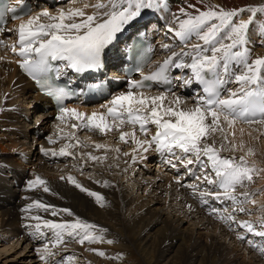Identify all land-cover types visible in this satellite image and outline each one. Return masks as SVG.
<instances>
[{"label": "bare ground", "instance_id": "6f19581e", "mask_svg": "<svg viewBox=\"0 0 264 264\" xmlns=\"http://www.w3.org/2000/svg\"><path fill=\"white\" fill-rule=\"evenodd\" d=\"M67 1L59 0V4H54V8L52 6L46 9L56 14L61 8L65 10L82 8L84 4L98 2L85 0L82 5L76 1L71 2L70 6H65ZM168 3V9L142 12L144 16L154 11L155 15L158 14V17H162L166 22L158 35L153 34L154 32L151 34L154 38L158 37L156 42L159 46L156 45L155 48V59L161 60V63L172 51H190L192 45L197 43L204 46L203 41L195 36L185 44L174 33L168 32L170 25L175 26L173 14H179L181 7L195 14V9L203 11L206 5L219 6L225 10L264 6V0H204L203 3L198 0H168ZM189 4L195 5V8H189ZM43 8L34 9L32 14ZM56 8L57 11H52ZM94 11L95 9L91 7L85 9L86 14H92ZM250 15L249 12L241 13L239 19L248 20ZM20 23L21 20L11 27L4 28L5 31L0 37L3 41V44H0V239L3 238L0 240V260L4 254L9 255L10 251L18 249L20 252L16 261L13 258L12 261L6 258V261L3 263L0 261V264H45V261L40 259L37 249L43 248L44 243L48 241L29 234L34 229L25 225L36 223L27 219L29 215L69 222L79 217L97 225L98 229L106 230L102 233L104 238L102 242L86 241L80 244L79 238L65 236V243L52 249L55 255L47 264H64L66 260L70 262L69 258H73V255L60 259L66 252H74V256L83 257L84 264H264V252L260 250L264 247V238L248 232L240 224L241 221H248L256 231H264V227H261L264 221L259 223L256 218L252 220L249 217L251 202H248L250 199L254 200L255 203L251 204L261 205L262 210L261 208L258 210L264 213V188L259 187L264 183V170L262 173L261 171L253 173L252 182L246 181L244 187L236 188L235 195L238 200L243 201L242 204L237 205L223 196L220 200L214 199L212 195L202 197L201 192L213 193L223 190L208 185L202 179L196 180L179 161L167 153L156 151L155 145L147 152L143 149L134 152L137 146L131 136L126 137L127 143L119 139L121 132L133 131L131 125L124 124L119 130L114 128L102 134L98 130L73 129L71 125L79 123L75 120H68L65 123L57 120L59 112L46 98L36 94L33 85L19 72L17 63L22 58L13 53L10 46L17 41L16 29ZM262 23L264 13H257L253 25L249 27L252 59L264 57V43H261L264 36L257 31V25ZM137 25L136 21L130 27ZM164 44L170 45V49H164L162 47ZM184 59L191 62L190 57ZM117 65L113 63L106 73L113 78H123V74L117 72ZM180 75L187 78L191 76V72L188 69L183 71L170 69V76L177 78ZM235 84L230 83L229 86L226 84L224 87L235 90L239 87ZM127 90L128 82L115 89L112 96L102 104L76 105L69 108H76L86 114L105 112L106 108L102 105L107 106L114 96ZM144 91L148 96L163 92L147 89ZM174 92L185 99L187 107H191L194 103L193 98L202 94V86L193 81L189 86L177 87ZM171 98L169 96V99ZM147 127L149 131L145 136L136 126V139H150L155 135V125L149 124ZM228 132H234V137L229 135V140L237 145V150L223 151L220 155L235 157L237 160L244 156L249 167L257 168L260 165V168L264 169V124L249 125L237 122ZM69 134L74 136L70 138ZM49 135L55 143H49L47 137ZM213 138L219 147L221 133L217 132L210 137L209 143ZM77 140L80 142L79 145ZM96 144L107 147L97 149ZM38 145L56 152H59L61 147L69 145L66 150L73 155L46 156L40 149L35 150ZM249 149L252 150V155L248 154ZM89 153L92 156L106 158L92 160L88 156ZM176 155H181L179 149L176 150ZM170 158L176 163V168L167 163ZM203 159L207 163V158ZM188 167L194 168L197 176L202 177L203 171L211 173L210 167L203 171L194 165ZM211 175L215 179V174ZM36 176L45 180L51 191H43L42 186L29 190L26 182L35 179ZM68 176L74 177L89 191L100 194L103 197V206L88 192L81 191L69 183ZM193 184L198 187L194 189L188 186ZM245 192L249 194L247 197L242 195ZM257 192L261 194H258V197ZM34 200L61 209H71L74 216L61 214L54 217L50 212L35 208L31 213L22 211ZM239 207H243L245 211H237ZM213 209L217 212H213ZM221 214L231 215L234 219H221ZM232 226L234 228H231ZM96 234L101 233L97 231ZM48 236L51 237L52 233L48 232ZM238 236H244L245 239L241 240ZM108 240L113 243H107ZM249 240L253 243L250 244ZM92 249L103 251L106 255L102 257Z\"/></svg>", "mask_w": 264, "mask_h": 264}, {"label": "snow or ice", "instance_id": "6c2138e0", "mask_svg": "<svg viewBox=\"0 0 264 264\" xmlns=\"http://www.w3.org/2000/svg\"><path fill=\"white\" fill-rule=\"evenodd\" d=\"M198 2L203 3L204 0ZM17 4L20 5L19 9L8 3H0V22H3L8 13L12 14V19L21 20L16 29L17 41L10 47L13 53L22 58L19 61L20 67L34 79L40 72L47 73L54 70L60 73L61 68L53 69L52 61H66V67L76 72L99 69L102 67L101 56L104 50L116 42L119 35L142 16L144 10L169 7L168 0H106V2L98 0L95 4H84L82 8L67 10L61 8L56 14L48 9L32 14L30 5L24 3V0H17ZM89 7L95 9L92 14L85 12ZM188 7L195 8V5L189 4ZM18 12L27 15L28 19L23 20ZM244 12L251 13L248 20L239 19ZM257 13H264V6L225 10L219 6L206 5L203 11L195 9V14L181 7L179 14H173L175 26L170 25L168 32L174 33L185 44L195 36L203 41L204 46L197 43L192 45L190 51H172L171 55L157 66L156 71L149 75L141 73L140 80H129L126 92L114 96L107 106L102 105L106 108L105 112L86 114L76 108L64 106V98L71 93L64 88H52L47 84V80L38 79L37 82L41 83L47 95L55 97L60 102L57 120L62 123L75 120L79 123H73L71 125L73 129L98 130L102 134L114 128L119 130L120 126L129 124L133 131L121 132L119 139L127 143L126 137L131 136L137 146L134 152L139 149L147 152L155 145L156 151L167 153L179 161L187 169L188 174L195 176L196 180L202 179L208 185L223 190L213 193L201 192L202 197L212 195L214 199L220 200L223 196L239 205L243 201L237 199L236 188L244 187L246 181L252 182L253 173L257 169L254 166L249 167L244 156H240L237 160L235 157H223L220 153L237 150V145L229 140V135L234 137V132H228L237 122L249 125L264 124V57L251 58L252 50L249 47L251 41L248 37L249 27L253 25ZM4 31L5 29L0 26V33ZM257 31L264 36V23L257 25ZM0 44H3L2 40ZM162 47L170 49L168 44ZM184 57H190L191 62H187ZM172 68L181 71L188 69L191 72V76L187 78L183 75L176 78L182 82V87L191 85L193 81L203 86L202 94L193 98L194 103L191 107H187L185 99L173 91L174 85L170 79ZM148 82H166L168 87L155 96H148L144 91L152 86ZM230 83H236L239 87L235 90L224 87ZM169 96L172 98L169 99ZM149 124L155 125V135L150 139H136V126L139 132L146 136ZM217 132L222 136L219 147L214 138L209 143V138ZM69 136L72 138L74 134ZM48 140L49 143H55L52 137H48ZM79 143L77 140V145ZM68 147L69 145L61 147L59 152L41 147L40 151L46 156H72L73 153L66 150ZM95 147L100 149L107 146L96 144ZM177 149L180 150L181 155H176ZM248 154H253L251 149ZM88 156L92 160L106 158L92 156L91 153ZM205 157L207 163L203 159ZM172 158L168 159L167 163L176 168L177 165ZM189 165H194L202 171L210 167L215 179L208 171H203L202 177L197 176L194 168H189ZM67 180L81 191L95 197L97 203L103 206V197L100 194L84 188L72 176H68ZM26 184L29 190L42 186L43 191H51L47 182L40 176L28 180ZM188 186L194 189L198 187L195 184ZM242 195L247 197L249 194L245 192ZM250 202L255 203L254 200ZM33 208L50 212L54 217L61 214L74 216L71 209L57 208L40 200H34L22 211L31 213ZM236 210L245 211L243 207ZM213 212L217 210L213 209ZM220 218L234 219L231 215L223 214ZM27 219L36 222L25 225L34 229L29 234L48 241L44 243L43 248L37 249L40 259L45 261V264L55 255L52 249L65 243V236L79 238L80 244L86 241L95 243L103 241L102 233L106 231L79 217L71 222L44 219L39 215H29ZM240 224L248 232L264 238V231H256L252 223L241 221ZM261 227H264V224ZM97 231L101 234H96ZM48 232L52 233L51 237L48 236ZM238 238L245 239L244 236ZM248 242L253 243L250 240ZM107 243L111 244L113 241L108 240ZM260 250L264 252V247ZM92 251H97L102 257L106 255L103 251L96 249Z\"/></svg>", "mask_w": 264, "mask_h": 264}, {"label": "rangeland", "instance_id": "374dc122", "mask_svg": "<svg viewBox=\"0 0 264 264\" xmlns=\"http://www.w3.org/2000/svg\"><path fill=\"white\" fill-rule=\"evenodd\" d=\"M76 1H79L82 5L84 4V1L85 0H72V1H70V2H68V3H66L65 4V6H70L69 4H71V2L73 3H76ZM83 1V2H82ZM94 0H92L91 2H93ZM52 11H57V8L56 9H54V10H52ZM171 42H172V40H170ZM173 43V42H172ZM254 44H255V42H253ZM254 44H253V46H254ZM41 125V124H40ZM51 135H49V136H47V137H50ZM86 142H88V140L86 141ZM41 147H40V145H38L37 147H36V149L35 150H37V149H40ZM259 167V168H258ZM261 166L259 165V166H257V171H259V173H260V171H261V173L263 172V168H260ZM262 169V170H261ZM257 175V174H256ZM255 175V176H256ZM257 177V176H256ZM258 178V177H257ZM263 185V186H262ZM259 187H263L264 188V183L263 184H261V186L259 185ZM259 194V192H257L256 193V196ZM255 195V194H254ZM259 195H261V194H259ZM258 197V196H257ZM250 201H251V199L250 200H248V202L250 203ZM263 205V204H262ZM261 206V205H260ZM259 205H255V204H251L250 203V212H249V217H251V219L252 220H255V218L258 220V222L259 223H262V221H264L263 219H264V213H262V211H260V210H262V206L260 207ZM259 208H261L260 210H258ZM220 209H222V208H220ZM259 217H258V216ZM262 216V217H261ZM231 228H234V226H232ZM3 238H1L0 240H2ZM4 241V240H3ZM1 242V241H0ZM1 250V249H0ZM19 252H20V250H18V249H16V250H14V251H10V252H8V254L9 255H5L4 254V257H2L1 258V260L0 261H2V263H3V261L5 262L6 260V258H8V259H10L11 261L14 259L15 261H16V259H18L17 258V256L19 255ZM74 252H66V253H64L62 256H61V260L62 259H66L69 255H73V258L71 257V258H69V261L70 262H68V260H66L67 262H65L64 264H76L75 262H78V264H84V260H82L83 259V257H81V258H79V257H77L76 255L74 256V254H73ZM19 257H21V256H19ZM13 258V259H12ZM14 261V262H15ZM16 263V262H15Z\"/></svg>", "mask_w": 264, "mask_h": 264}]
</instances>
